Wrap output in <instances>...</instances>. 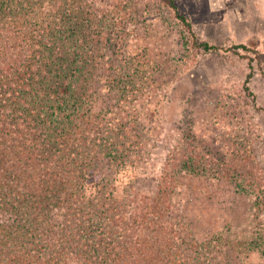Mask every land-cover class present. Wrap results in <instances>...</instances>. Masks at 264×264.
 Returning <instances> with one entry per match:
<instances>
[{
  "label": "trees",
  "instance_id": "trees-1",
  "mask_svg": "<svg viewBox=\"0 0 264 264\" xmlns=\"http://www.w3.org/2000/svg\"><path fill=\"white\" fill-rule=\"evenodd\" d=\"M161 1L191 32L174 0ZM78 2L0 0V264H228V249L251 244L197 240L173 206L172 177L141 190L148 142L130 111L110 121L88 105L103 65L92 37L104 24ZM110 74L112 91L120 77ZM186 140L166 160L193 171L207 157ZM96 158L109 161L114 179L91 178Z\"/></svg>",
  "mask_w": 264,
  "mask_h": 264
},
{
  "label": "rangeland",
  "instance_id": "rangeland-1",
  "mask_svg": "<svg viewBox=\"0 0 264 264\" xmlns=\"http://www.w3.org/2000/svg\"><path fill=\"white\" fill-rule=\"evenodd\" d=\"M76 1L104 24L92 37L103 65L91 76L88 105L110 121L123 111L137 120L148 142L137 165L141 190L153 193L172 177L173 206L197 240L249 242L243 253L228 249L227 263L264 264V24L244 40L224 28L232 16L218 13V0H174L191 32L161 0ZM238 45L251 51L231 48ZM108 73L120 77L112 91ZM189 137L207 159L193 171L173 168L169 150ZM114 177L107 159L94 160V181ZM116 192L122 199V182Z\"/></svg>",
  "mask_w": 264,
  "mask_h": 264
},
{
  "label": "crops",
  "instance_id": "crops-1",
  "mask_svg": "<svg viewBox=\"0 0 264 264\" xmlns=\"http://www.w3.org/2000/svg\"><path fill=\"white\" fill-rule=\"evenodd\" d=\"M218 2L220 7L222 6L218 13L232 16L231 19H224L225 29L229 26L244 40L256 37L257 23L264 24V0H218Z\"/></svg>",
  "mask_w": 264,
  "mask_h": 264
}]
</instances>
